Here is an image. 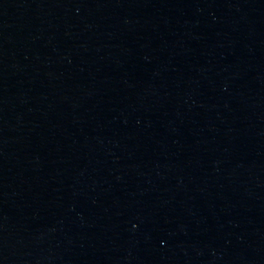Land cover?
<instances>
[{"label":"water","instance_id":"water-1","mask_svg":"<svg viewBox=\"0 0 264 264\" xmlns=\"http://www.w3.org/2000/svg\"><path fill=\"white\" fill-rule=\"evenodd\" d=\"M104 0H0V264H75Z\"/></svg>","mask_w":264,"mask_h":264}]
</instances>
